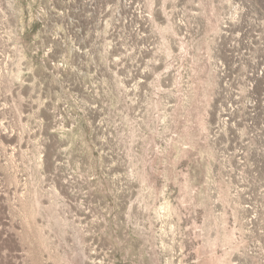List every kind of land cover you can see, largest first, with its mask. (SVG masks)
Listing matches in <instances>:
<instances>
[{
	"label": "rangeland",
	"instance_id": "obj_1",
	"mask_svg": "<svg viewBox=\"0 0 264 264\" xmlns=\"http://www.w3.org/2000/svg\"><path fill=\"white\" fill-rule=\"evenodd\" d=\"M0 264H264V0H0Z\"/></svg>",
	"mask_w": 264,
	"mask_h": 264
}]
</instances>
